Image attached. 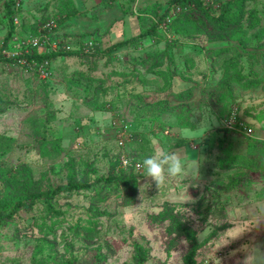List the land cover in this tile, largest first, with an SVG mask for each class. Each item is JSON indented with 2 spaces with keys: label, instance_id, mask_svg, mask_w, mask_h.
I'll return each instance as SVG.
<instances>
[{
  "label": "rangeland",
  "instance_id": "rangeland-1",
  "mask_svg": "<svg viewBox=\"0 0 264 264\" xmlns=\"http://www.w3.org/2000/svg\"><path fill=\"white\" fill-rule=\"evenodd\" d=\"M7 1L4 208L71 179L89 186L58 194L59 213L40 198L4 221L0 264H135L137 243L144 264H186V230L204 242L198 264H264V0H16L10 37ZM226 6L242 15L218 19ZM29 51L62 53L28 66ZM236 108L250 140L227 131ZM161 148L196 161L199 179L158 189L138 175Z\"/></svg>",
  "mask_w": 264,
  "mask_h": 264
},
{
  "label": "trees",
  "instance_id": "trees-1",
  "mask_svg": "<svg viewBox=\"0 0 264 264\" xmlns=\"http://www.w3.org/2000/svg\"><path fill=\"white\" fill-rule=\"evenodd\" d=\"M187 0H181L182 4L186 3ZM198 1V0H195ZM16 3V0H8L5 4L6 7V12L7 14L10 15L9 20L11 23L10 26V30L8 33L7 37H10L13 32L15 31V23H14V19H15V11H14V5ZM229 9V10H227ZM242 15V7H238L236 10L231 9L230 6H226L224 7L221 15L218 17V19L220 20H229L231 18H238L239 16ZM125 42H128V40H126ZM125 42H121L119 45L121 44H125ZM62 52H58V51H53L51 53H38V52H30V53H24V55L26 56L25 59L27 60H36L39 62H42L46 59H50L52 57H56L59 54H61ZM241 117V116H240ZM227 129V128H226ZM227 131L229 132L230 130L227 129ZM243 139H252V137H246V136H242ZM106 181H113L115 178L113 175H110L106 178H102ZM89 186V185H88ZM87 184H82V183H76L73 182V180L71 179L66 185H59L56 188H50L48 190H38V189H34V190H30V191H26L22 197H18L16 199V201L13 203V206L11 207V209L9 210H5L4 205L6 202H4L5 198H0V226L3 224L4 221H8L11 220L15 213H17V211H19L20 209H26L29 210L33 207L34 203L36 202L37 199L40 198H44L46 203H47V208L55 213H59L52 200L61 192H66V191H72V190H77V189H82L85 187H88ZM186 234L189 237V239L192 241V246L189 250V252L185 255V261L186 264H198L197 261V252L199 251V249L201 247H203L204 242L201 241L199 242L196 238V236L194 234L189 233L186 230ZM134 262L135 264H144L147 259H148V249L143 246L140 243H137L135 245V254H134Z\"/></svg>",
  "mask_w": 264,
  "mask_h": 264
},
{
  "label": "clouds",
  "instance_id": "clouds-1",
  "mask_svg": "<svg viewBox=\"0 0 264 264\" xmlns=\"http://www.w3.org/2000/svg\"><path fill=\"white\" fill-rule=\"evenodd\" d=\"M185 138L193 140L195 136L189 133ZM136 171L138 175L154 181L158 189L172 178L185 179L191 177L193 181L199 179V165L196 161L178 152H171L162 148L138 162Z\"/></svg>",
  "mask_w": 264,
  "mask_h": 264
},
{
  "label": "built area",
  "instance_id": "built-area-1",
  "mask_svg": "<svg viewBox=\"0 0 264 264\" xmlns=\"http://www.w3.org/2000/svg\"><path fill=\"white\" fill-rule=\"evenodd\" d=\"M90 45H92L91 42L85 43L83 48L86 50H89L91 48ZM27 53H30V51ZM24 63L27 64L28 66H34L38 64V61L25 59ZM42 70L46 72L44 68H42ZM224 123L228 129L232 130L233 132H237L238 134H241L242 136L253 137L255 135V130L252 124H249L247 121L243 120L240 117L239 111L237 108L233 109L230 112V114L227 117H225Z\"/></svg>",
  "mask_w": 264,
  "mask_h": 264
},
{
  "label": "crops",
  "instance_id": "crops-1",
  "mask_svg": "<svg viewBox=\"0 0 264 264\" xmlns=\"http://www.w3.org/2000/svg\"><path fill=\"white\" fill-rule=\"evenodd\" d=\"M262 224H263V223H262ZM258 225H259V224H258ZM259 226H260V225H259ZM261 227H262V226H261ZM262 228H264V227H262ZM250 229H252V228H250ZM256 229H257L258 231H256ZM256 229H255L254 231H255L256 234L258 235V233H259V229H258V228H256ZM257 235H256V236H257ZM258 238H259V242H258V243H259L260 245H263V246H261V249L264 250V243H263L264 241L261 242L262 240H261V236H260V235H258ZM238 239H240V238H238ZM256 240H257V239H256ZM243 241H244V243H247V241H246L245 239H243ZM235 242H237V240H236V241L234 240V243H231L230 241L228 242V246H229V248L232 249V250H234V252H236L235 250H236L237 248L235 249V247L233 248V246H230V245H231V244H235ZM216 244H217V245H218V244L221 245L222 243H218V242H217ZM216 244L213 245V246H209V248H210V247H212V248H216V247H217ZM219 247H221V246H219ZM223 247H224V246H223ZM236 247H238V246H236ZM206 248H207V247H205L204 250H206ZM252 255H254V254H249V257L252 256Z\"/></svg>",
  "mask_w": 264,
  "mask_h": 264
}]
</instances>
